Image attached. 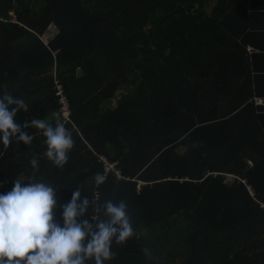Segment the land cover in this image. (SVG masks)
<instances>
[{
    "label": "trees",
    "instance_id": "obj_1",
    "mask_svg": "<svg viewBox=\"0 0 264 264\" xmlns=\"http://www.w3.org/2000/svg\"><path fill=\"white\" fill-rule=\"evenodd\" d=\"M245 1L0 0V97L28 104L21 126L54 125L62 94L74 140L63 169L39 129H23L30 146L0 141V194L34 177L60 203L77 188L125 201L139 235L105 264H264V115L233 25Z\"/></svg>",
    "mask_w": 264,
    "mask_h": 264
},
{
    "label": "clouds",
    "instance_id": "obj_2",
    "mask_svg": "<svg viewBox=\"0 0 264 264\" xmlns=\"http://www.w3.org/2000/svg\"><path fill=\"white\" fill-rule=\"evenodd\" d=\"M28 107L23 99L11 94L0 97V141L5 147L13 139L30 146L34 135L23 129H39L46 138L47 159L63 169L74 147L72 130L62 122L59 113H54V125L38 118L21 126L14 118L20 110L27 112ZM30 164L38 169L35 155ZM112 168L110 171L116 174ZM30 181L22 183L15 179L12 190L0 194V264H105L115 256L114 243L123 245L138 237L125 201L82 198L83 191L77 188L72 190L70 201L60 203L58 189L34 177ZM103 182L104 177L97 174L95 183ZM58 207L63 209V226L55 217ZM90 209L92 222L80 219ZM142 251L147 260H154L148 248Z\"/></svg>",
    "mask_w": 264,
    "mask_h": 264
},
{
    "label": "crops",
    "instance_id": "obj_3",
    "mask_svg": "<svg viewBox=\"0 0 264 264\" xmlns=\"http://www.w3.org/2000/svg\"><path fill=\"white\" fill-rule=\"evenodd\" d=\"M233 25L244 51L242 79L252 94L249 101L264 115V0H246ZM256 99H262V104H256Z\"/></svg>",
    "mask_w": 264,
    "mask_h": 264
},
{
    "label": "built area",
    "instance_id": "obj_4",
    "mask_svg": "<svg viewBox=\"0 0 264 264\" xmlns=\"http://www.w3.org/2000/svg\"><path fill=\"white\" fill-rule=\"evenodd\" d=\"M57 87L59 88V85ZM59 93H60V91H59ZM59 102L61 104L60 110H61V114H62V117H63V121H66V120L69 119L68 116H69L70 111H69V108H68V102H67L66 98L62 94H60ZM256 102H257L256 104L261 105L263 101H262V99H256ZM101 160L104 162V168H105L106 172L110 169V167L111 168L113 167V164H108L107 160H105L104 158L101 157ZM115 172H116L117 176H119V171L116 170ZM226 178L228 180H233L234 179V178H232V176H228V175L226 176ZM249 193H250L251 196H253V193L251 191H249Z\"/></svg>",
    "mask_w": 264,
    "mask_h": 264
},
{
    "label": "rangeland",
    "instance_id": "obj_5",
    "mask_svg": "<svg viewBox=\"0 0 264 264\" xmlns=\"http://www.w3.org/2000/svg\"><path fill=\"white\" fill-rule=\"evenodd\" d=\"M57 32V28L54 24H50L46 30L40 35V39L47 43ZM58 86V85H57ZM98 193V192H97Z\"/></svg>",
    "mask_w": 264,
    "mask_h": 264
}]
</instances>
